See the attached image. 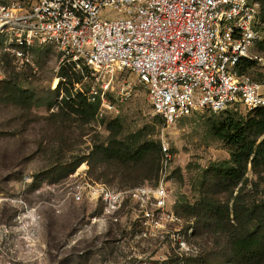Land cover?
<instances>
[{
    "label": "built area",
    "instance_id": "2783aa9c",
    "mask_svg": "<svg viewBox=\"0 0 264 264\" xmlns=\"http://www.w3.org/2000/svg\"><path fill=\"white\" fill-rule=\"evenodd\" d=\"M264 42V18L257 0H32L29 7L0 6V49L23 59L34 46L55 45L63 59L110 77L129 72L148 94L164 127L198 113H220L243 106L264 108V84L237 72ZM99 97L98 117L113 110ZM162 164L153 186L116 190L85 174L62 185L42 188L38 195L56 198L32 206L25 192L0 194V264H18L32 256L39 210L49 205L61 214L67 200L91 199L101 205L103 219L119 223L124 207L139 206L144 224L160 231L176 220L169 208L172 153L162 143ZM65 195V198L63 195ZM62 195L61 198H58ZM16 211L6 222L5 210Z\"/></svg>",
    "mask_w": 264,
    "mask_h": 264
},
{
    "label": "rangeland",
    "instance_id": "374dc122",
    "mask_svg": "<svg viewBox=\"0 0 264 264\" xmlns=\"http://www.w3.org/2000/svg\"><path fill=\"white\" fill-rule=\"evenodd\" d=\"M32 0H0V6L29 7ZM252 54L258 57L257 66L247 74L253 81L264 84V52L259 47ZM70 76L69 90L82 89L86 97L103 94L113 106L90 124H82L66 105L61 107L59 85L66 83L61 70ZM82 83L72 85L77 75ZM110 77L95 73L81 65L71 69L55 45L34 46L23 59L0 49V194L25 198L35 206L51 201L56 196L36 192L47 186L62 185L77 173L116 190L153 186L152 179L132 186L114 180H98L92 174L91 155L95 147L106 144L111 136L109 123L119 120L123 136L135 140L167 143L173 161L170 170L172 195L169 208L176 220L157 231L147 227L139 213V206L124 207L119 223L103 219L101 205L85 199L70 201L61 214L49 205L39 212V230L32 242V257H43L46 264H185L198 259L219 243L224 236L199 237L194 234V219L184 207L195 205L201 198L200 183L203 173L213 163L230 160L225 145L209 130L208 112L185 118L169 127H161L149 102L146 89L135 75L118 72L113 85L104 90ZM71 81V82H70ZM6 85L19 87L32 99L29 107H21L6 96ZM248 114L243 106L236 109ZM231 111V110H229ZM235 112V111H231ZM80 165L73 174L74 167ZM102 171H97L100 174ZM250 177H252L250 175ZM63 195V194H62ZM59 195L58 198L62 197ZM65 198V195H63ZM64 208V207H63ZM16 211L5 210L6 222H11ZM35 261V260H34ZM32 264H40L36 261Z\"/></svg>",
    "mask_w": 264,
    "mask_h": 264
},
{
    "label": "trees",
    "instance_id": "16d2710c",
    "mask_svg": "<svg viewBox=\"0 0 264 264\" xmlns=\"http://www.w3.org/2000/svg\"><path fill=\"white\" fill-rule=\"evenodd\" d=\"M257 1L264 18V0ZM257 47L264 52V42L255 49ZM257 63L244 59L237 72L247 75ZM71 69L75 72V65L71 64ZM75 74L77 80L73 86L82 83V76ZM60 76L66 80L57 90L62 97L61 107L66 105L84 125L96 121L101 105L99 97H94L93 101L86 97L83 89L71 92L67 84L70 76L64 69ZM3 90L15 103L30 108L32 99L26 91L12 85H6ZM237 107L209 113V130L225 145L230 160L210 165L200 183V200L184 207L195 221L196 236L217 238L223 235L225 244L219 243L202 257L185 264H264V108L247 111L248 114L242 116L236 113ZM157 120L164 127L163 120L158 116ZM108 128L111 132L108 142L96 146L92 152L89 162L92 174L107 183L119 180L132 186L158 180L163 159L161 144L139 142L132 136L122 138L119 120L109 123ZM79 166L69 173L73 174ZM99 170L102 172L97 174Z\"/></svg>",
    "mask_w": 264,
    "mask_h": 264
},
{
    "label": "crops",
    "instance_id": "0c3cea01",
    "mask_svg": "<svg viewBox=\"0 0 264 264\" xmlns=\"http://www.w3.org/2000/svg\"><path fill=\"white\" fill-rule=\"evenodd\" d=\"M60 198H61V197H60ZM69 203H72V202L68 201V202L64 205V208H63V209H65ZM38 230H39V229H38ZM34 260H35L37 263H40V264H46V263H47V260H46V259H43L42 256H41V257L36 256L35 258L31 256V257L27 258L25 262H20V263H18V264H32L33 262H35Z\"/></svg>",
    "mask_w": 264,
    "mask_h": 264
}]
</instances>
